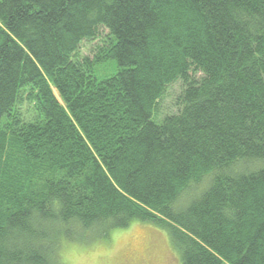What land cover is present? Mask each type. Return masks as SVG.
I'll list each match as a JSON object with an SVG mask.
<instances>
[{"label":"trees","instance_id":"obj_1","mask_svg":"<svg viewBox=\"0 0 264 264\" xmlns=\"http://www.w3.org/2000/svg\"><path fill=\"white\" fill-rule=\"evenodd\" d=\"M133 221L264 264V0H0V264Z\"/></svg>","mask_w":264,"mask_h":264},{"label":"rangeland","instance_id":"obj_2","mask_svg":"<svg viewBox=\"0 0 264 264\" xmlns=\"http://www.w3.org/2000/svg\"><path fill=\"white\" fill-rule=\"evenodd\" d=\"M91 45L84 42L80 56H88ZM115 71L113 64H106L98 68V75L106 78ZM179 92V85L168 89L160 102L158 119L175 113L174 102ZM59 253L63 264H180V254L173 248L167 231L142 221L111 230L105 237H91L84 242L61 241Z\"/></svg>","mask_w":264,"mask_h":264}]
</instances>
